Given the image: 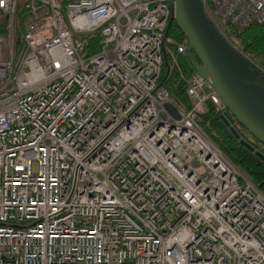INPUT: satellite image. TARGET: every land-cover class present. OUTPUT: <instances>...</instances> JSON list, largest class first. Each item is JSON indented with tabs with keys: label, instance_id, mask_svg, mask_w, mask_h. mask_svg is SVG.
<instances>
[{
	"label": "built area",
	"instance_id": "2783aa9c",
	"mask_svg": "<svg viewBox=\"0 0 264 264\" xmlns=\"http://www.w3.org/2000/svg\"><path fill=\"white\" fill-rule=\"evenodd\" d=\"M228 44L264 0H201ZM169 0H0V264H264V193L160 82ZM172 104L173 109L166 107ZM228 115V114H227Z\"/></svg>",
	"mask_w": 264,
	"mask_h": 264
},
{
	"label": "water",
	"instance_id": "95a60500",
	"mask_svg": "<svg viewBox=\"0 0 264 264\" xmlns=\"http://www.w3.org/2000/svg\"><path fill=\"white\" fill-rule=\"evenodd\" d=\"M172 10L170 26L175 22L186 38L193 69L208 77L228 111L255 139L264 145V81L260 71L232 48L208 17L201 0H169ZM170 110L172 104H166ZM220 124L232 137L240 139L244 151L257 161L264 153L242 138L227 114L220 115Z\"/></svg>",
	"mask_w": 264,
	"mask_h": 264
},
{
	"label": "trees",
	"instance_id": "16d2710c",
	"mask_svg": "<svg viewBox=\"0 0 264 264\" xmlns=\"http://www.w3.org/2000/svg\"><path fill=\"white\" fill-rule=\"evenodd\" d=\"M169 35L175 41L182 40L185 36L174 22L169 28ZM242 44L246 50L261 58L264 63V25H253L239 34ZM195 70L187 56V54H180L176 51L173 44H169L164 60L163 74L161 83L169 91V93L191 105V98L188 95V87L190 80ZM264 86V81L260 80ZM228 116L234 120L239 126L238 130L242 137L250 142H257V147L264 150V145L255 139L228 111ZM221 113L217 108L209 104L208 111L201 117V124L204 130L212 137L230 157V159L237 164L241 169L247 173L250 180L256 184L264 193V160L257 161L244 151V146L240 143V139L235 136H230L220 124ZM252 138V139H251ZM254 143V142H253Z\"/></svg>",
	"mask_w": 264,
	"mask_h": 264
},
{
	"label": "rangeland",
	"instance_id": "374dc122",
	"mask_svg": "<svg viewBox=\"0 0 264 264\" xmlns=\"http://www.w3.org/2000/svg\"><path fill=\"white\" fill-rule=\"evenodd\" d=\"M208 134V133H207ZM242 135V134H241ZM208 136H209V134H208ZM210 137V136H209ZM214 142H216L212 137H210ZM242 138H244V137H242ZM252 139V138H251ZM251 141V140H250ZM249 141V142H250ZM250 143H252L253 145H254V143L253 142H250ZM216 144L221 148V146L216 142ZM221 150L223 151V153L230 159V157L225 153V151L221 148ZM258 150H260V151H262L263 153H264V150L260 147ZM231 160V159H230ZM232 161V160H231ZM233 162V161H232ZM234 163V162H233ZM235 164V163H234ZM238 168H239V170L246 176V177H248L249 179H250V177L247 175V173H245L242 169H241V167H239L237 164H235Z\"/></svg>",
	"mask_w": 264,
	"mask_h": 264
},
{
	"label": "flooded vegetation",
	"instance_id": "af4514ba",
	"mask_svg": "<svg viewBox=\"0 0 264 264\" xmlns=\"http://www.w3.org/2000/svg\"><path fill=\"white\" fill-rule=\"evenodd\" d=\"M258 83L259 84H261L262 85V83H261V81L260 80H258ZM233 123L237 126L238 124L233 120ZM239 126H237V128H238ZM252 141L254 142V146L256 147V149L258 150L259 149V147H257L256 145H257V142H255L254 141V139H252Z\"/></svg>",
	"mask_w": 264,
	"mask_h": 264
}]
</instances>
